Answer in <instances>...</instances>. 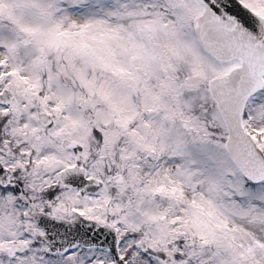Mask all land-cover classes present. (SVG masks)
Masks as SVG:
<instances>
[{"label":"snow or ice","instance_id":"snow-or-ice-1","mask_svg":"<svg viewBox=\"0 0 264 264\" xmlns=\"http://www.w3.org/2000/svg\"><path fill=\"white\" fill-rule=\"evenodd\" d=\"M0 264H264V0H0Z\"/></svg>","mask_w":264,"mask_h":264}]
</instances>
